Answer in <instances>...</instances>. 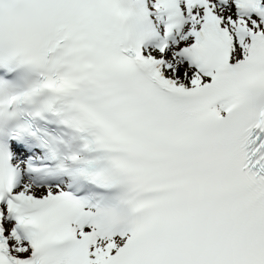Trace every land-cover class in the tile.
I'll use <instances>...</instances> for the list:
<instances>
[{"label":"snow or ice","instance_id":"obj_1","mask_svg":"<svg viewBox=\"0 0 264 264\" xmlns=\"http://www.w3.org/2000/svg\"><path fill=\"white\" fill-rule=\"evenodd\" d=\"M0 264H264V0H0Z\"/></svg>","mask_w":264,"mask_h":264}]
</instances>
